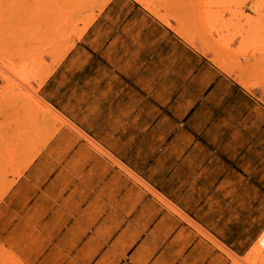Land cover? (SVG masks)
Returning a JSON list of instances; mask_svg holds the SVG:
<instances>
[{"label":"crops","instance_id":"0c3cea01","mask_svg":"<svg viewBox=\"0 0 264 264\" xmlns=\"http://www.w3.org/2000/svg\"><path fill=\"white\" fill-rule=\"evenodd\" d=\"M88 1L74 37L58 38L60 13L40 25L62 46L37 83L0 72V249L19 264H261L253 26L223 0Z\"/></svg>","mask_w":264,"mask_h":264},{"label":"rangeland","instance_id":"374dc122","mask_svg":"<svg viewBox=\"0 0 264 264\" xmlns=\"http://www.w3.org/2000/svg\"><path fill=\"white\" fill-rule=\"evenodd\" d=\"M91 5L88 0H0V72L13 76L27 87L37 83L60 55L62 46L40 44L43 35H48L40 25L48 24L56 12L60 13L58 38L70 39L85 25L91 15ZM227 6L238 8L246 24L253 26L252 44L257 51L259 44H264V0H223V7ZM192 45L202 50L199 44ZM210 58L244 87L253 89L260 85L243 78L240 70L227 66L224 59L214 53ZM255 248L259 253L257 243ZM260 259L264 264L262 256ZM0 264L19 263L0 249Z\"/></svg>","mask_w":264,"mask_h":264},{"label":"built area","instance_id":"2783aa9c","mask_svg":"<svg viewBox=\"0 0 264 264\" xmlns=\"http://www.w3.org/2000/svg\"><path fill=\"white\" fill-rule=\"evenodd\" d=\"M257 245L260 249L262 258H263V262H264V236L259 238V240L257 241Z\"/></svg>","mask_w":264,"mask_h":264}]
</instances>
